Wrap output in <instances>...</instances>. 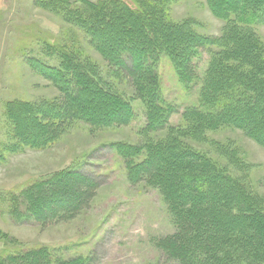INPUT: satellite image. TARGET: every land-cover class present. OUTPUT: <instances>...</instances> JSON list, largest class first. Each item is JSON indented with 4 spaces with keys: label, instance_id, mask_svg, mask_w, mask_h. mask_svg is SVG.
<instances>
[{
    "label": "trees",
    "instance_id": "trees-1",
    "mask_svg": "<svg viewBox=\"0 0 264 264\" xmlns=\"http://www.w3.org/2000/svg\"><path fill=\"white\" fill-rule=\"evenodd\" d=\"M80 1L82 11L71 8L68 0H38L85 32L105 61L131 82L136 98L146 106L145 133L169 130L171 117L178 113L162 94L157 67L161 56L173 60L177 76L190 87L198 79L193 63L200 52H207L212 56L200 108L183 112L191 133L228 126L264 147V55L252 33L254 26L264 23V0H207L212 14L229 22L218 40L174 25L148 2ZM53 49L61 59L59 67L34 59L30 63L63 99L57 105L11 103L8 120L16 142L45 149L74 121L91 127H130L136 118L130 101L95 80L86 61L78 60L79 53ZM113 150L125 162L129 180L159 189L175 217L176 232L156 241L170 261L264 264L263 206L208 157L173 138L144 146L117 144ZM99 188L96 178L78 169L61 172L12 195L10 219L41 227L73 220L91 207ZM8 236L0 238L16 244ZM90 263L83 256L57 258L46 247L0 253V264Z\"/></svg>",
    "mask_w": 264,
    "mask_h": 264
},
{
    "label": "rangeland",
    "instance_id": "rangeland-1",
    "mask_svg": "<svg viewBox=\"0 0 264 264\" xmlns=\"http://www.w3.org/2000/svg\"><path fill=\"white\" fill-rule=\"evenodd\" d=\"M68 1L71 8L82 11L80 0ZM137 1L153 4L174 25L185 26L199 37L218 40L229 24L212 14L207 0ZM65 19L59 12L43 8L38 0H0V237L8 234L17 240L6 244L0 238L1 254L46 247L57 258L83 256L90 264H177L156 247L159 238L176 232L177 221L159 189L129 180L125 162L113 150L117 144L144 146L173 138L208 157L264 209V147L228 126L191 133L190 123L184 119L186 109L200 108L212 55L200 52L193 63L198 79L190 87L177 76L173 60L161 56L157 67L162 94L178 113L171 117L169 130L145 133L146 106L136 98L131 82L105 61L85 32ZM252 33L264 55V23L254 26ZM54 46L79 53L78 60L86 61L95 80L130 101L136 115L130 127H91L74 121L45 149L16 142L14 125L8 120L11 103L57 105L63 99L30 63L34 59L59 67L61 59ZM71 169L100 182L88 210L73 220L47 227L10 219L12 195Z\"/></svg>",
    "mask_w": 264,
    "mask_h": 264
}]
</instances>
